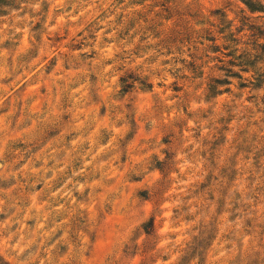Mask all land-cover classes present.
<instances>
[{
	"label": "rangeland",
	"instance_id": "obj_1",
	"mask_svg": "<svg viewBox=\"0 0 264 264\" xmlns=\"http://www.w3.org/2000/svg\"><path fill=\"white\" fill-rule=\"evenodd\" d=\"M244 1L0 0V264H264Z\"/></svg>",
	"mask_w": 264,
	"mask_h": 264
},
{
	"label": "trees",
	"instance_id": "obj_2",
	"mask_svg": "<svg viewBox=\"0 0 264 264\" xmlns=\"http://www.w3.org/2000/svg\"><path fill=\"white\" fill-rule=\"evenodd\" d=\"M243 3L247 6V8L249 9V11L251 13H256V12H262V13H264V7L260 6L258 8V6H256V5H258V0H247V1H244ZM242 21H244V20H242ZM250 30L253 31V27L252 28H249V31ZM242 31H244V28L238 30L239 33H241ZM251 36L254 37L256 35L253 34ZM258 51H263V53H264V43L258 45ZM121 82H122V91L123 92H127L132 87V85L128 84V82L126 80L121 79ZM153 226H154V223L153 222H151L148 225H146L144 227L145 233L146 234H149L150 231H151V228Z\"/></svg>",
	"mask_w": 264,
	"mask_h": 264
}]
</instances>
